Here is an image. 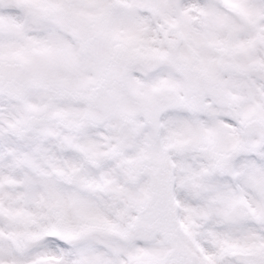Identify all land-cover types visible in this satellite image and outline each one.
Here are the masks:
<instances>
[{"label":"snow or ice","instance_id":"snow-or-ice-1","mask_svg":"<svg viewBox=\"0 0 264 264\" xmlns=\"http://www.w3.org/2000/svg\"><path fill=\"white\" fill-rule=\"evenodd\" d=\"M0 264H264V0H0Z\"/></svg>","mask_w":264,"mask_h":264}]
</instances>
